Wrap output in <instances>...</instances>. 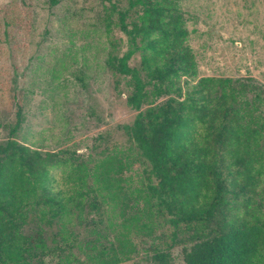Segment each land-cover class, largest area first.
Returning <instances> with one entry per match:
<instances>
[{
	"label": "trees",
	"instance_id": "16d2710c",
	"mask_svg": "<svg viewBox=\"0 0 264 264\" xmlns=\"http://www.w3.org/2000/svg\"><path fill=\"white\" fill-rule=\"evenodd\" d=\"M136 8L130 25L128 11H118L130 48L123 56L110 51L105 65L129 77L127 103L138 114L125 130L140 154L146 196L127 190L131 162L120 152L107 155L91 174L86 163L20 142V106L9 139L0 143L1 264H27L33 255L34 245L21 233L30 214L68 225L102 205L121 223L116 241L102 235L91 243L90 264L130 261L137 252L133 236L151 237L162 224L173 229L171 244L151 257L152 264H171L176 245L183 247L185 264H264V99L256 94L251 101L247 88L231 79H198L179 0H130ZM16 29L31 24L8 11L0 31L12 39ZM137 53L140 68L129 64ZM163 96L169 97L165 103L143 110Z\"/></svg>",
	"mask_w": 264,
	"mask_h": 264
},
{
	"label": "rangeland",
	"instance_id": "374dc122",
	"mask_svg": "<svg viewBox=\"0 0 264 264\" xmlns=\"http://www.w3.org/2000/svg\"><path fill=\"white\" fill-rule=\"evenodd\" d=\"M53 2L0 0V23L15 10L31 24L30 30H14L12 39L0 31V143L9 139L21 106L25 122L20 142L86 163L91 174L107 155L120 152L131 162L124 173L127 190L143 199L144 168L125 130L138 114L127 103L129 77L117 76L105 65L110 51L123 56L130 48L118 11H128L130 25L138 8L130 9V0ZM179 3L190 30L188 44L198 63V79H231L247 88L251 101L256 94L264 99V0ZM141 57L137 53L130 66L140 68ZM168 99L157 98L143 110ZM262 111L264 115V103ZM55 176L60 181L62 171L56 170ZM120 223L107 205L100 210L88 207L68 225H51L32 213L21 230L34 245L27 264H90L91 243L102 235L109 236L108 242L116 241ZM172 231L162 224L151 237L134 235L137 252L122 264H152L151 257L171 244ZM169 253L171 264H185L182 246Z\"/></svg>",
	"mask_w": 264,
	"mask_h": 264
}]
</instances>
